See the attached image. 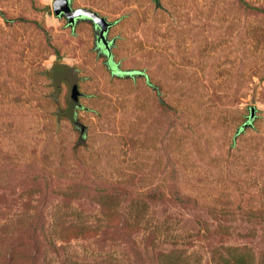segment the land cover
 Listing matches in <instances>:
<instances>
[{
	"label": "rangeland",
	"instance_id": "374dc122",
	"mask_svg": "<svg viewBox=\"0 0 264 264\" xmlns=\"http://www.w3.org/2000/svg\"><path fill=\"white\" fill-rule=\"evenodd\" d=\"M54 2L0 0V176L11 184H0V228L44 226L28 264H219L227 246L261 264L264 18L235 0H71L112 23L109 54L92 21L70 26ZM56 64L69 85L49 77ZM42 169L79 183L143 176L141 190L175 175L198 207L157 205L131 239L102 224L61 240L62 221L104 222L86 197L31 192L27 174Z\"/></svg>",
	"mask_w": 264,
	"mask_h": 264
},
{
	"label": "trees",
	"instance_id": "16d2710c",
	"mask_svg": "<svg viewBox=\"0 0 264 264\" xmlns=\"http://www.w3.org/2000/svg\"><path fill=\"white\" fill-rule=\"evenodd\" d=\"M235 1L244 10L255 12L264 18L263 5H254L247 0ZM112 66L115 70L117 69V65L112 64ZM134 73L141 74L140 72ZM63 74L64 72L61 70L59 64H56L50 70L49 77L54 82L65 81L67 83ZM65 116L71 118L68 114H65ZM27 177L33 182L30 191L37 192L42 201L47 200V196L49 195H61L63 202L68 205L73 200L86 197L99 206L104 223L100 222L101 225H92L73 220L69 222L62 221L56 229V234L61 240L94 237L102 229V224H104L105 231L113 234L122 232L126 239H131L132 234L146 227L145 223H148V211L157 205L192 210L198 207L197 198L182 192L175 175H170L165 183L156 184L145 190H141V182H143L144 177H137L136 175H132L124 181H97L87 176L82 180L83 183H79L77 179L68 181L67 176L63 173L54 174L48 169H42L38 173H28ZM0 184L7 185L8 187L11 186L9 176L5 172L0 176ZM223 212L227 214L228 211L227 209H223ZM27 222L29 229L25 231L23 230V222L21 221L16 227L11 228L10 226L3 225L0 228V264H2V257L4 256L2 251L6 252L8 248H12V255L6 261V264H28L31 252L36 251L37 253H41L39 241H42L40 238L42 237L41 234L44 226L42 224L38 225L32 219ZM218 231L222 236L228 232L226 227H220ZM207 232L210 233V230L208 229ZM151 235L152 238L156 236L154 234ZM22 239L24 241L19 242L18 246H21L25 253H21L20 250H16V247L12 246L15 241ZM25 240L32 241V246L34 247L27 245ZM226 248L227 252L219 258V264L257 263L251 248L247 246H227ZM180 255H176V257H180ZM181 263V261H169L167 264ZM34 264H38V262L36 261ZM261 264H264V257Z\"/></svg>",
	"mask_w": 264,
	"mask_h": 264
},
{
	"label": "water",
	"instance_id": "95a60500",
	"mask_svg": "<svg viewBox=\"0 0 264 264\" xmlns=\"http://www.w3.org/2000/svg\"><path fill=\"white\" fill-rule=\"evenodd\" d=\"M154 1L156 3V6H161L160 0H154ZM53 10L56 16L66 17L70 24H73L75 23V21L82 18L91 20L94 23L95 28L98 29L100 37H103L104 40L106 38V33L109 27L112 25V23L109 22L104 16L100 15L98 12L94 10L85 7L73 8L71 4V0H55ZM77 93L78 91H76L75 94ZM74 102L73 104L79 106V102L77 98L74 99ZM70 109H72V107ZM251 109L252 110H251L250 118L252 119L254 114V108ZM70 117L72 119V122L79 124V122L74 121L75 119L73 118L72 114L70 115ZM246 126L247 124H244L243 128H245Z\"/></svg>",
	"mask_w": 264,
	"mask_h": 264
},
{
	"label": "flooded vegetation",
	"instance_id": "af4514ba",
	"mask_svg": "<svg viewBox=\"0 0 264 264\" xmlns=\"http://www.w3.org/2000/svg\"><path fill=\"white\" fill-rule=\"evenodd\" d=\"M62 17H63V16H62ZM82 19H83V18H82ZM79 20H81V19H79ZM87 20H89V19H87ZM67 21H68V20H67ZM77 21H78V20H77ZM90 21H91V20H90ZM75 23H76V21H75ZM75 23L70 24V23L68 22V25L73 26ZM95 29H96V28H95ZM96 31H97V35H96L97 42H98L99 44H101V46H103V47L107 50V52L110 54V50H109V48H110L111 41L108 40L107 38H105V40H104L103 37H100L98 29H96Z\"/></svg>",
	"mask_w": 264,
	"mask_h": 264
}]
</instances>
